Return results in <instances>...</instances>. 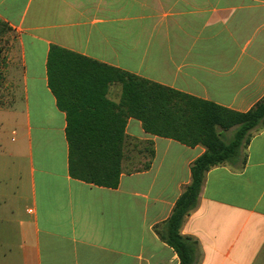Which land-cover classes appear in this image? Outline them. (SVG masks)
Returning <instances> with one entry per match:
<instances>
[{"label":"crops","instance_id":"1","mask_svg":"<svg viewBox=\"0 0 264 264\" xmlns=\"http://www.w3.org/2000/svg\"><path fill=\"white\" fill-rule=\"evenodd\" d=\"M0 23L14 34L0 112L15 136L0 142V264H181L161 233L207 148L129 118L118 187L73 178L48 56L59 47L245 113L264 99V0H0ZM180 233L197 243L192 264H264V125L241 163L205 173Z\"/></svg>","mask_w":264,"mask_h":264},{"label":"trees","instance_id":"2","mask_svg":"<svg viewBox=\"0 0 264 264\" xmlns=\"http://www.w3.org/2000/svg\"><path fill=\"white\" fill-rule=\"evenodd\" d=\"M47 67L49 86L67 114L73 178L118 187L129 118L139 120L151 135L207 148L192 164V182L161 233L181 264H192L197 243L181 235L182 224L197 207L205 173L226 163L246 134L264 125V99L248 112H236L59 47L51 48ZM117 83L122 85L119 104L108 98L109 88ZM234 127L239 128L235 140L226 144L221 132Z\"/></svg>","mask_w":264,"mask_h":264},{"label":"rangeland","instance_id":"3","mask_svg":"<svg viewBox=\"0 0 264 264\" xmlns=\"http://www.w3.org/2000/svg\"><path fill=\"white\" fill-rule=\"evenodd\" d=\"M14 39V34L4 28L0 23V105L3 103V100L7 94L5 87V77L4 69L6 66V60L10 52L11 44ZM238 127H234L230 130L221 132V138L226 144H230L235 140L236 134L238 132ZM254 131H249L244 137L240 147L237 148L236 152L228 159L227 162L239 164L243 161L245 157V147L246 143L249 140V137ZM15 136L12 134V127L7 115L3 112H0V142L3 147L11 141ZM139 165H135L131 169H139ZM3 170V168H1ZM7 170V166L5 167Z\"/></svg>","mask_w":264,"mask_h":264}]
</instances>
